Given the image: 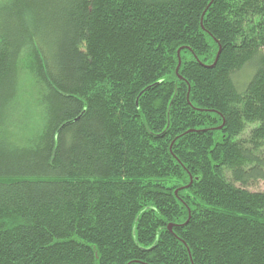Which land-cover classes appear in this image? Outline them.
Returning <instances> with one entry per match:
<instances>
[{
  "label": "trees",
  "instance_id": "1",
  "mask_svg": "<svg viewBox=\"0 0 264 264\" xmlns=\"http://www.w3.org/2000/svg\"><path fill=\"white\" fill-rule=\"evenodd\" d=\"M259 184L264 0H0V264H264Z\"/></svg>",
  "mask_w": 264,
  "mask_h": 264
},
{
  "label": "rangeland",
  "instance_id": "2",
  "mask_svg": "<svg viewBox=\"0 0 264 264\" xmlns=\"http://www.w3.org/2000/svg\"><path fill=\"white\" fill-rule=\"evenodd\" d=\"M29 64V60L28 59H24L23 56H21V58L19 59V64H18V77L20 80L22 79H28L31 77V73H29L26 68V65L28 66ZM32 78V77H31ZM258 190L259 191H264V185L259 184L258 186ZM10 224V222L8 223Z\"/></svg>",
  "mask_w": 264,
  "mask_h": 264
},
{
  "label": "water",
  "instance_id": "3",
  "mask_svg": "<svg viewBox=\"0 0 264 264\" xmlns=\"http://www.w3.org/2000/svg\"><path fill=\"white\" fill-rule=\"evenodd\" d=\"M177 53H179V51H178ZM219 53H220V49H219V51H218V54H217V56H216V59H215L214 64L216 63V61H217V59H218ZM177 55H178V54H177ZM179 65H180V62L178 63V66H177V68H176V73H177V71H178ZM213 66H214V65H213ZM178 79L181 80L182 78H181V77H178ZM157 85H158V84H154V85H152V86L147 87V88L144 90V92L147 91V90H149L151 87H155V86H157ZM142 93H143V92H142ZM140 95H141V94H140ZM222 126H223V124H222ZM222 126L219 127L218 129L220 130V129L222 128ZM176 193H177V191L175 192V194H176ZM171 228H172L171 225L168 226V230H169V231H171Z\"/></svg>",
  "mask_w": 264,
  "mask_h": 264
}]
</instances>
